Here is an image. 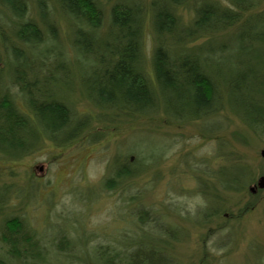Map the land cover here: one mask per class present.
<instances>
[{
	"label": "rangeland",
	"instance_id": "rangeland-1",
	"mask_svg": "<svg viewBox=\"0 0 264 264\" xmlns=\"http://www.w3.org/2000/svg\"><path fill=\"white\" fill-rule=\"evenodd\" d=\"M27 1L29 16L39 20L36 0ZM101 1L107 21L117 0ZM139 1L145 19L143 66L153 79L152 57L157 42L153 0ZM205 1L231 5L230 0H188L175 7L180 25H190L196 7ZM47 2L60 46L72 58L68 52L71 24L52 0ZM263 9L264 0L253 11ZM0 27L5 34V38L0 34V56L7 65L13 57L11 48L20 42L9 11L1 5ZM234 28L204 33L187 45L210 41L214 48H224ZM257 46L260 56L255 66L262 76L264 47ZM234 51L233 47L214 53L219 55L215 58L223 56L224 61ZM223 86L218 111L183 121L169 115L160 101L150 115L121 112L115 113V120L102 119V110L75 87L68 101L78 118H91L85 133L64 146L42 141L20 159L0 154V190L7 198L0 221L6 216H20L46 236L50 245L54 239L67 238L71 250L63 247L52 255V264H102L95 250L101 246L121 248L131 236L137 240L143 234L147 240L165 239L173 264H264V188L251 190L264 176V134L256 133L233 110L229 87L226 83ZM256 96L264 102V88ZM137 158H142L139 163ZM128 160L136 162L135 175L122 179L115 189L106 188L103 182L113 175L116 163ZM238 168L248 181L247 187L227 190L222 179L236 169L239 172ZM142 210L151 212L158 222L141 221Z\"/></svg>",
	"mask_w": 264,
	"mask_h": 264
},
{
	"label": "trees",
	"instance_id": "trees-1",
	"mask_svg": "<svg viewBox=\"0 0 264 264\" xmlns=\"http://www.w3.org/2000/svg\"><path fill=\"white\" fill-rule=\"evenodd\" d=\"M52 1L71 24L68 52L72 58L60 46L47 0H36L39 20L29 16L27 0H0L10 13L15 36L21 43L11 48L9 64L0 56V154L20 159L30 155L42 141L64 146L85 133L91 118H78L68 101L75 87L102 110V119L115 120V113L121 112L150 115L160 101L169 115L183 121L218 111L226 83L233 110L256 133L264 134V102L256 96L264 88V75L255 66L260 56L257 45L264 47V9L254 12L263 0H230V6L205 1L196 7V16L188 26H181L175 13V7L188 0H153L157 38L153 79L143 66L145 19L139 0H117L107 21L101 0ZM42 24L49 31L45 32ZM231 27L235 30L224 48H214L210 41L187 45L204 33ZM0 34L5 38L4 31ZM233 47L236 51L224 61L223 56L215 58L219 55L214 53ZM137 159L139 163L142 158ZM117 163L113 175L103 182L110 190L117 188L122 179L135 175V161ZM236 170L222 179L227 190L247 187L242 171ZM6 199L0 190V217ZM139 218L146 222L153 216L142 210ZM153 220L158 222L157 218ZM145 236H137V240L131 236L121 248L101 246L94 255L102 264H173L166 240H147ZM52 241L50 245L46 236L38 234L20 216L3 217L0 264H52V255L63 251V247H72L67 238Z\"/></svg>",
	"mask_w": 264,
	"mask_h": 264
},
{
	"label": "water",
	"instance_id": "water-1",
	"mask_svg": "<svg viewBox=\"0 0 264 264\" xmlns=\"http://www.w3.org/2000/svg\"><path fill=\"white\" fill-rule=\"evenodd\" d=\"M262 155L264 156V149L262 150ZM256 187L264 188V176L259 178L258 183L251 190L254 191Z\"/></svg>",
	"mask_w": 264,
	"mask_h": 264
}]
</instances>
